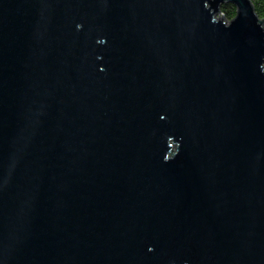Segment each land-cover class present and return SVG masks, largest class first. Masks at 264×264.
I'll list each match as a JSON object with an SVG mask.
<instances>
[{
  "label": "water",
  "instance_id": "95a60500",
  "mask_svg": "<svg viewBox=\"0 0 264 264\" xmlns=\"http://www.w3.org/2000/svg\"><path fill=\"white\" fill-rule=\"evenodd\" d=\"M0 264H264L250 0H0Z\"/></svg>",
  "mask_w": 264,
  "mask_h": 264
},
{
  "label": "trees",
  "instance_id": "16d2710c",
  "mask_svg": "<svg viewBox=\"0 0 264 264\" xmlns=\"http://www.w3.org/2000/svg\"><path fill=\"white\" fill-rule=\"evenodd\" d=\"M255 14L260 18L264 19V0H250ZM221 15L227 20L231 21L236 14V9L231 4H223L220 8Z\"/></svg>",
  "mask_w": 264,
  "mask_h": 264
},
{
  "label": "rangeland",
  "instance_id": "374dc122",
  "mask_svg": "<svg viewBox=\"0 0 264 264\" xmlns=\"http://www.w3.org/2000/svg\"><path fill=\"white\" fill-rule=\"evenodd\" d=\"M221 17H222L221 14H216V15H215V18H216L217 20L221 19Z\"/></svg>",
  "mask_w": 264,
  "mask_h": 264
}]
</instances>
